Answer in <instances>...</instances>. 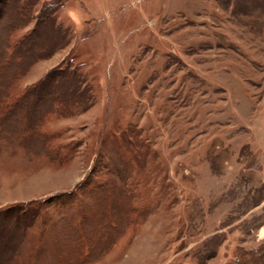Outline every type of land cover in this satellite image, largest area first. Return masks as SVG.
Returning <instances> with one entry per match:
<instances>
[{"label":"rangeland","instance_id":"obj_1","mask_svg":"<svg viewBox=\"0 0 264 264\" xmlns=\"http://www.w3.org/2000/svg\"><path fill=\"white\" fill-rule=\"evenodd\" d=\"M0 264H264V0H0Z\"/></svg>","mask_w":264,"mask_h":264},{"label":"trees","instance_id":"obj_2","mask_svg":"<svg viewBox=\"0 0 264 264\" xmlns=\"http://www.w3.org/2000/svg\"><path fill=\"white\" fill-rule=\"evenodd\" d=\"M50 4H52V3H50ZM51 7L52 6L49 5V2H47L45 4V6L42 8L41 12H45L47 14L52 13V11L54 12V10H53L54 8H51Z\"/></svg>","mask_w":264,"mask_h":264}]
</instances>
